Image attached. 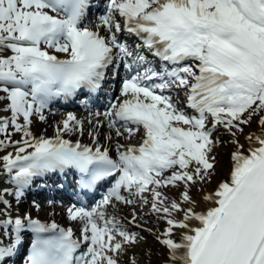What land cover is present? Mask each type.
I'll return each instance as SVG.
<instances>
[{
  "label": "snow or ice",
  "instance_id": "snow-or-ice-1",
  "mask_svg": "<svg viewBox=\"0 0 264 264\" xmlns=\"http://www.w3.org/2000/svg\"><path fill=\"white\" fill-rule=\"evenodd\" d=\"M94 6L93 0H0V111L10 113L0 116L6 137L0 151L15 148L0 156L15 186L0 190V230L11 241L0 240V264L18 254L28 233L33 239L24 264H120L119 257L143 237L109 216L108 207L135 204L136 198L147 205L146 193L151 211L163 214L167 224L156 239L168 264H264V131L246 137V151L236 141L230 179L203 197L213 206L198 212L190 195L192 186L214 172L215 131L223 127L235 137L256 116L264 129V0H107L96 26L89 21ZM122 31L142 45L130 47L118 36ZM121 68L127 73L123 99L87 121L94 147L65 139L85 133V120L74 113L56 125L55 136L33 134V118L46 122L52 101L97 93ZM181 91L198 115L178 106ZM81 103L89 106L88 99ZM100 116L110 130L107 140L112 132L131 139L142 129V143H117L113 158L99 140ZM10 125L21 140H11ZM69 169L81 174L85 189L115 178L95 207L67 209L69 219L82 226L80 238L54 220L13 216L5 195L20 204L35 178ZM181 185L180 201L162 191Z\"/></svg>",
  "mask_w": 264,
  "mask_h": 264
},
{
  "label": "bare ground",
  "instance_id": "bare-ground-1",
  "mask_svg": "<svg viewBox=\"0 0 264 264\" xmlns=\"http://www.w3.org/2000/svg\"><path fill=\"white\" fill-rule=\"evenodd\" d=\"M106 6H105V9L101 13L102 15L105 14ZM90 21H94V20H90ZM99 24H100V20H97L92 25L96 26V25H99ZM97 30H99L102 35L105 34V32H106V30L103 29L102 27L98 28ZM119 35H120V33L118 34V36ZM121 87H122V82H120V84L118 85L117 89L120 90ZM181 93H183V92L181 91ZM120 99H123V97H121ZM116 100L110 101V103H108L107 106L105 107V110L102 111L101 113L107 111L109 106H110V104L111 103H115ZM183 105H184V103H180L178 106L183 109ZM55 112H56L55 110L45 111L44 114L47 116V121L46 122L40 121L38 119V121L36 122V125H37V130L39 132V136L40 135H44L46 137L55 136V134H56L55 133L56 125L58 123H60L64 118H66V116L68 114V113H66V114H64V113L63 114H58L57 112H56L57 113L56 114ZM95 112H98V111L96 110L93 113H95ZM93 113H90L87 109H83V110L79 111L76 114V116L78 118H80V119L85 120V133H84V135L83 136H80V135H71V136L65 135V139H71V140H73V142H75L77 139H79V141L82 144H87V145H90V146L94 147L92 138L88 135V132L93 130V126L90 125L87 122L88 119L92 117ZM99 120L103 122V127H101L99 129V132H100V137H99L100 143H102L105 147L108 148V150L110 152V155H112L113 158H116V155H117V153H116V144L117 143L124 144V145H136V146H139L142 143L143 136H144V133H143L142 129H141L140 132L136 133L131 139H126L124 136L116 137L115 133L112 132L113 139L110 140V141L107 140L106 136L110 132L109 128L107 127V121H106L105 117H103V116H100ZM93 123H95V120H93ZM262 131H264V129H262ZM260 134H255V135H260ZM246 137H248V136H246ZM246 137L243 138L242 143H241V145L244 146L242 151H246L249 148V146H250L248 140L246 139ZM236 151H237V149H235L234 151H231V152L229 151V155H226L225 158L220 161L221 163H220V165L218 167V171L217 172H220L221 176H220L219 179L217 178L218 181L212 182L213 181V177L211 179H209V180H205L202 183V185L199 187V189L196 190V192L191 195L192 198L197 201L196 208H195L196 211H198V212L199 211H205L209 207L213 206L211 201H205L203 199V197L205 195L214 193L215 190L217 189L218 185L221 182H225V181L230 179V173H231V171L233 169V165H234V161L232 159V155ZM9 152H13L14 153L15 152V148L14 147L13 148H6L3 151H0V156H4V155H6ZM33 184L35 185V184H37V182L34 180ZM52 184L53 185L55 184L54 181L51 182V185ZM59 184H61V183H59ZM111 187H110V189H111ZM5 188L9 189L10 191L14 190V188L12 187V184H10L8 182L7 174L3 171L2 162H0V190H3ZM30 190H32V189H30ZM123 194L124 195H128V193L126 191L123 192ZM5 198L8 199V200H11V202H12V205H13L12 214H13V216H16V215L23 216L25 213H30L34 218H39L42 221L51 222V221L54 220L56 223H58L59 225H61L64 228H72L74 231H77V235L79 236V238L82 235V233H81V227H82L81 224L79 222H77V221L70 220L69 217H68L67 209L69 207H72L73 205L61 206V205L57 204L56 201H55V203H47V202H44V201L41 200L39 202L38 201L35 202L36 204L40 205V209L37 210L35 208L33 202L28 201V199L24 198L21 201L20 204H17L13 196L5 195ZM129 198L132 199L133 197H129ZM180 200H181V197H179L178 201H180ZM57 201H58V199H57ZM138 202L139 201L137 200V202L135 204H131V205L124 204V203L121 202L122 204L118 205L119 207L117 206V204H115L114 207L113 206H109L108 207V214H109V216H112V215L116 216L117 219L120 220L128 228V230L133 229L135 227V225H140L141 226V224L142 225L144 224L145 226L148 227V229H151V231H148V229L146 230V232L149 233L151 236L157 237L158 235H161L164 231H162V229L160 227L155 226L154 223H156V224L159 223V222L160 223H166L164 221V219L162 217H155L156 218L155 219V218L149 216L148 209H151V202H150L149 206L140 205L139 206V211H137ZM95 205H96V203L91 204V205L88 204L87 208L95 207ZM0 207H2V206H0ZM185 207H187V205H185ZM140 210L144 211V213L141 212ZM133 213H135V216H136V223L135 224H133L131 222L132 219H133ZM177 218L178 219L182 218V214H178ZM193 224L195 226L196 224H198V222H193ZM0 240H2L4 244H8V243L11 242L9 237L2 233V230H0ZM145 248H147V247H145ZM20 251H21V249L18 251V254L14 258L18 257ZM132 253H133V257L132 258H135L136 261H138L139 258H142L143 254H144L143 250L141 251L140 248L132 250ZM165 255L166 256L163 259L161 264H168L167 253ZM119 259H120V264H129V260L130 259H129L128 256H122L121 255L119 257Z\"/></svg>",
  "mask_w": 264,
  "mask_h": 264
},
{
  "label": "rangeland",
  "instance_id": "rangeland-1",
  "mask_svg": "<svg viewBox=\"0 0 264 264\" xmlns=\"http://www.w3.org/2000/svg\"><path fill=\"white\" fill-rule=\"evenodd\" d=\"M121 23H122V21H121ZM125 42L128 43L129 46H132V44L130 42H128V41H125ZM169 94L173 95V98H176L175 93H169ZM183 96H184V93L180 92L179 99H180L181 103H184V97ZM88 111L90 112V110H88ZM78 112L79 111H75V110H71V111L60 110L57 113L58 114L74 113L76 115ZM91 112H94V111H91ZM188 114L193 115V113H188ZM9 115H10V113H8V112L0 111V116H9ZM261 115H264V113H262ZM33 119H34V122L32 125V132L34 135L39 136V132L37 130V125H36L38 118L34 117ZM258 120H259V116L253 117L252 123L247 125V127L244 129L243 133L237 132V135L235 137H233L230 133H228L223 127H220L217 131H215L213 133V139H214L215 143H214L213 152L211 155L215 157V160H214L215 169H214V172L211 176V178L213 177L212 182L218 181V179L221 176V173L217 172L218 167L221 163L220 161L222 159H224L226 155H229V151L231 152V151H234L235 149H237L238 145H237L236 141L238 140L239 144H241L244 137L252 135V134H260L261 133L262 128L258 124ZM22 122L23 121L21 118V123ZM211 124H212V121L210 118L208 126L211 127ZM185 127H187V126H185ZM8 132L11 134V140L12 141H18V140L22 139V133L15 132L14 128L11 125L9 126ZM4 139H6V137L4 135L0 134V140H4ZM8 148H13V147H8ZM202 183H197L196 185L192 186V188L190 190V195L194 194L196 192V190H198L199 187L202 185ZM162 191L169 197L170 200L175 199L178 201L179 197H181V193L183 191V185H181L179 188L169 186L167 188L162 189ZM104 195H101V197H98V199H96L93 202L96 204L99 203V201L103 198ZM145 195L148 196V199H149V203L146 206H149L150 202H151V195L149 193H146ZM137 200L139 201L138 198H137ZM9 201H11V200H9ZM115 204H117V206H118V205H121L122 203L121 202H117V203L115 202ZM140 205H144V204H142L139 201L138 205H137V208H138L137 211H139ZM140 211L144 213V211H142V210H140ZM148 213H149V216H151L153 218L163 216V214L158 215L156 213H153L151 211V209H148ZM159 223H157V224L154 223V225L160 227L162 229V231H164V229L167 227L166 223H160V224ZM147 229H148L147 226H145L144 224L143 225L141 224L140 227H137V225H135V227L133 229L129 230L131 232H138L140 234V236L143 237V239L141 240L139 245L133 246L132 248H130L128 250V252L126 254H123L122 256H128L129 259H132V257H133L132 250L140 248L141 251L143 250L144 254H143L142 258L138 259L137 264H161L163 259L166 256L165 255L167 253L166 249L156 239L155 236H151L149 233L146 232ZM145 247H147V248H145Z\"/></svg>",
  "mask_w": 264,
  "mask_h": 264
},
{
  "label": "trees",
  "instance_id": "trees-1",
  "mask_svg": "<svg viewBox=\"0 0 264 264\" xmlns=\"http://www.w3.org/2000/svg\"><path fill=\"white\" fill-rule=\"evenodd\" d=\"M261 114H262V113H261ZM246 127H247V125H244V126H243L244 129H245ZM238 133H240V132H238Z\"/></svg>",
  "mask_w": 264,
  "mask_h": 264
}]
</instances>
